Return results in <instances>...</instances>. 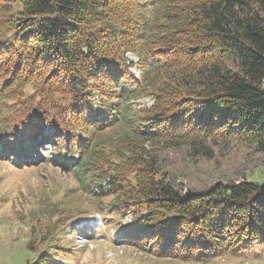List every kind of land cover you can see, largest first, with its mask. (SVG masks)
Returning <instances> with one entry per match:
<instances>
[{"label":"trees","instance_id":"trees-1","mask_svg":"<svg viewBox=\"0 0 264 264\" xmlns=\"http://www.w3.org/2000/svg\"><path fill=\"white\" fill-rule=\"evenodd\" d=\"M0 97L1 151L55 147L106 220L128 219L136 252L215 264L264 250V183L182 194L146 149L210 159L209 142L240 143L264 158V0H0ZM46 226L27 264L64 257L62 220Z\"/></svg>","mask_w":264,"mask_h":264},{"label":"rangeland","instance_id":"rangeland-1","mask_svg":"<svg viewBox=\"0 0 264 264\" xmlns=\"http://www.w3.org/2000/svg\"><path fill=\"white\" fill-rule=\"evenodd\" d=\"M127 56L135 64L138 62L135 54ZM132 73L140 76L136 65ZM152 102L151 97H146L135 104L141 109ZM208 145L213 155L210 159L196 158L185 148L153 151L147 145L146 149L182 194L190 190L202 192L218 182L256 179L264 183V158L255 150L240 143ZM101 209L97 200L78 191L72 174H63L52 163L26 167L0 157V264H27L34 260L37 254L28 248L33 228L38 235L46 225L59 220L66 230H59L57 239L68 251L60 252L64 257L57 264H191L141 254L122 244L113 234L120 221L104 226ZM215 264H264L263 246L245 255L217 259Z\"/></svg>","mask_w":264,"mask_h":264}]
</instances>
